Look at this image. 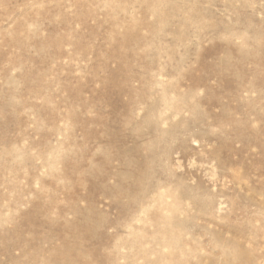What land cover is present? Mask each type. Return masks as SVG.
Instances as JSON below:
<instances>
[{"label": "rangeland", "instance_id": "rangeland-1", "mask_svg": "<svg viewBox=\"0 0 264 264\" xmlns=\"http://www.w3.org/2000/svg\"><path fill=\"white\" fill-rule=\"evenodd\" d=\"M0 264H264V0H0Z\"/></svg>", "mask_w": 264, "mask_h": 264}]
</instances>
